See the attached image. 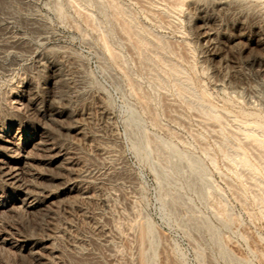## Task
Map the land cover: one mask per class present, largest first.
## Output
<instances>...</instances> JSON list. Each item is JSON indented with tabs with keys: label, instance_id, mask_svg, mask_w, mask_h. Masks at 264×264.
<instances>
[{
	"label": "rangeland",
	"instance_id": "obj_1",
	"mask_svg": "<svg viewBox=\"0 0 264 264\" xmlns=\"http://www.w3.org/2000/svg\"><path fill=\"white\" fill-rule=\"evenodd\" d=\"M212 1L0 0V41L22 43L0 55V113L28 89L46 116L22 109L17 118L31 133L46 120L47 136L77 163L39 165L46 173L38 183L54 199L32 213L8 210L2 228L52 233L59 264H264V80L232 69L264 56L261 46L237 44L240 34L257 39L264 0H233L224 11ZM204 22L227 74L253 83L263 105L213 87L202 62L208 46L196 35ZM44 59L60 62V77ZM55 107L59 122L48 116ZM75 122L85 138L70 129ZM75 173L91 199L57 197ZM16 254L0 251V264H40Z\"/></svg>",
	"mask_w": 264,
	"mask_h": 264
},
{
	"label": "bare ground",
	"instance_id": "obj_2",
	"mask_svg": "<svg viewBox=\"0 0 264 264\" xmlns=\"http://www.w3.org/2000/svg\"><path fill=\"white\" fill-rule=\"evenodd\" d=\"M246 1L244 2V1L239 0L237 2H239L240 5H241V2L246 3L244 5H247ZM212 2H213L212 6L216 8V10L224 11L226 8H228V6H230L231 3H233V0L232 1L231 0H213ZM256 2H258V0ZM252 4L253 3H251V5ZM237 5L238 4H236L235 6ZM210 6H211V2H210ZM240 7L242 6H239V8L238 7H235V8L238 10L240 9ZM202 8L204 7L202 6ZM232 8H233V5H232ZM235 8H233V10ZM262 8L264 9V5L262 6ZM200 9L201 8H199V10ZM255 13H253V16ZM259 13L260 12H258L257 14ZM260 14L257 16L260 17ZM256 15H255V18H256ZM263 16L260 17V19L256 18V20L257 19L259 20V24L256 25L258 29V32H256L258 35L257 39L245 38L243 34H240L239 37L237 38V44L240 46L242 50L251 51L253 50L254 45L261 46L264 48V18ZM253 24H256V23H253ZM199 27L200 28L198 27L196 28V31L198 29L200 30L199 33H196V35L198 34L197 36L198 41L203 42L204 45L208 46L207 51H206L207 56L203 59L202 62H203V65L207 67L211 72V75L213 78V87L217 89L218 91L227 90L232 94L233 93L238 94L240 92H244L245 93L244 96H246L247 98V100L246 98L245 100L247 102L250 103V99L251 100L254 99L258 101L257 102L258 104L260 103L259 105H263V102L261 103V99L259 100V91L255 89L254 85H251L253 83H249L248 81H242V80L239 82H236L231 78L230 75L227 74L226 69L228 66V62L221 56L219 52L216 51L217 49L216 47L218 46H216V42L214 40L213 29L210 28L208 23H205V22ZM40 32L38 33L40 38H44L43 33L40 34ZM0 40H1V37H0ZM21 45L22 43L20 39L16 37H12V36H7L4 40L0 41V55H5V53L9 52L10 50L18 48ZM44 63L49 65V70L53 73L55 78L60 77L63 71V67L59 61H49L47 59H44L43 62L40 61V65H44ZM241 67H245L246 69L251 70L254 73V76L257 80H260V81L264 80V56H260V58L258 59L244 60L241 63H239L238 66L232 67V69H238ZM9 104L10 106H9L8 112L0 113V114H4L0 116V218L2 215H4L5 212H7L8 210L14 209V208L23 210L26 213L27 212L32 213L33 211H37L39 208L41 209L46 204H50L52 202V200L54 199V196H52L53 193L50 190H48L49 187L47 186L44 187L45 185L42 186L39 184L40 183L39 180H41L46 173L45 170L38 168L39 165H43L44 169L46 167V170L48 169L51 170V167H65V169L66 168L73 169L77 167V163H75V161L73 160L74 157L73 158L70 157L71 155H70L69 149L64 148L62 144L59 145L52 138L50 139L49 136H47L46 134L47 130L45 132L46 127L45 128L43 127L45 125L46 120L44 121V125L39 123L42 126H38L35 129L33 128L32 129L33 133H31V131L27 129L26 125H24L17 118L18 113H20L22 109L32 110L34 114L37 116L38 115L42 117L46 116L44 113V110L41 107L39 100L37 99V96H34L33 94H29L28 89H22L19 94L15 93L10 97ZM58 109L55 107L50 111L49 115L47 114L49 118L52 119L54 122L56 120H58L59 122V120L63 118L62 112H60ZM103 115L106 116L104 113ZM132 120H133V117H132ZM73 121L74 120H72V123ZM242 126L244 127V124ZM245 127H248V126H245ZM245 127H244V130L247 131ZM250 127L251 128L254 127L255 129V127L257 128L258 126H250ZM239 128H240V125H239ZM70 129L73 130V132L77 136L85 138L84 127L79 122H75L74 125L70 127ZM252 130L253 129H250L251 132ZM237 131L241 132V128ZM259 131L262 132L261 134L263 135V131L261 129H259ZM259 131L258 132L254 131V132L258 134ZM251 132L249 133V130H248V133H245V131H243V133L241 132L240 134L241 135L245 134V135H242V137L243 136L246 137V134H252L251 135L252 137L249 135V137L252 139L255 134ZM245 137L243 138L244 141H245ZM249 137L247 136L246 138H249ZM256 137L254 136L253 141L257 140V142L255 141L254 143H258L260 141ZM243 140L241 139V141ZM247 140L245 143L249 144L250 141L248 142ZM261 142L263 141L261 140ZM97 150L102 153L105 149L101 147H97ZM33 151L38 152V153L34 154ZM243 161L247 162L245 160ZM72 175L74 177L70 175L72 178L67 179V180H62L59 182V186L56 188L59 191L57 197L61 195L70 196V194L77 192L78 195L80 194V196L82 195L84 198L88 200L91 199L92 196L89 195V193L86 190L80 189L78 185L79 183L78 181L80 177L78 176V174L75 173ZM53 180H58V179L53 178ZM103 198L100 199V204L103 207H105L106 201ZM95 225L98 226L97 224ZM101 227L102 226L97 228V232L99 234L97 235L101 236V238H106L108 234ZM12 232L7 231L6 229H4V227L2 228L0 224V251L11 252V253L14 252V254L17 253L19 254V257L21 256L20 258H22V256L24 255L25 256L28 255V256L36 258V260L40 264H59L60 263L59 253L54 247V243H53L55 241L54 238L56 236L53 235L52 233H51L52 235L51 234L44 235V236L35 238L29 235L26 236L24 234H23L24 236H15L17 234L15 233L14 235L13 234L14 232L13 233ZM94 233L96 232L94 231Z\"/></svg>",
	"mask_w": 264,
	"mask_h": 264
}]
</instances>
